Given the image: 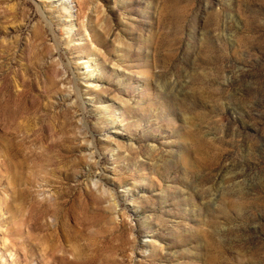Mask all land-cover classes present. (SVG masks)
<instances>
[{"label":"rangeland","instance_id":"374dc122","mask_svg":"<svg viewBox=\"0 0 264 264\" xmlns=\"http://www.w3.org/2000/svg\"><path fill=\"white\" fill-rule=\"evenodd\" d=\"M65 1L0 0V264L60 206L74 264H264V0Z\"/></svg>","mask_w":264,"mask_h":264},{"label":"bare ground","instance_id":"6f19581e","mask_svg":"<svg viewBox=\"0 0 264 264\" xmlns=\"http://www.w3.org/2000/svg\"><path fill=\"white\" fill-rule=\"evenodd\" d=\"M40 1H41L40 7H42V9L54 7L53 8L54 11H57V4L60 3V6H62L64 8V10H67V11L70 10L69 3L66 2L65 0H57L55 3H53L51 0H40ZM47 1H50V3L49 2L47 3ZM70 18H71V13H70ZM88 64H89V62L84 63L83 65H85V67L87 66L86 67L87 69H90V66H88ZM45 89H49V87L47 86V83L45 85ZM21 96H22V94H21ZM11 112H13V111H11ZM6 135H7V133L0 132V158H2V160L0 161V168L2 171L4 170V172L1 171L2 174H0V176H2L1 178H3V179H1L0 182H2V180H4V183L6 181H8L10 189L13 192L17 193V195H16L17 197L22 198L23 193L25 191L24 190H18L17 191L15 189V185L18 182H21V180H22L20 178V176H18V172L14 166V161H15L17 156L13 153L14 147H12V145L9 143V140L6 138ZM88 174H89L88 178H89L90 184L95 189H97V192L99 193V196H96L95 203L96 204L97 203H105L107 205V207L109 208V210L112 212V214L116 215L115 212L117 211V207H118L117 200H115V198L111 195L110 191L108 189H106L105 185L102 182H100L97 177H94L93 174H91V173H88ZM91 194L84 196V199L82 200L84 207H88L87 200H90ZM74 204L75 203H72V206L70 207V209L73 211L72 213H75L74 211H76L77 208L79 209V207L74 206ZM61 205H62V203H61ZM78 205H79V202H78ZM60 207L61 208H58V209L53 211V214L55 217V219H54L55 228L53 230V234H51V238L48 239V244L44 245L43 249L41 250V256L43 258V261L47 260L48 264L49 263L50 264H74L73 262H69L64 256H58V254H57L59 251L61 242L64 239L65 240L70 239L72 237V234L74 236V234L76 232L75 231L76 226H77L76 224H78L74 214L71 215L70 211H65L66 209L62 208L63 206H60ZM71 218H73V220L75 221V228L72 226H69V220ZM114 218L116 219V216Z\"/></svg>","mask_w":264,"mask_h":264}]
</instances>
